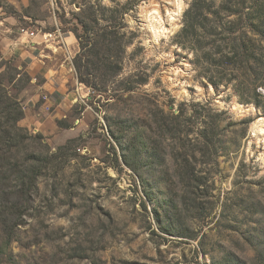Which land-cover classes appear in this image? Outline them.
<instances>
[{
    "label": "rangeland",
    "instance_id": "374dc122",
    "mask_svg": "<svg viewBox=\"0 0 264 264\" xmlns=\"http://www.w3.org/2000/svg\"><path fill=\"white\" fill-rule=\"evenodd\" d=\"M128 2L116 77L81 84L55 131L18 123L41 139L0 126V264H264V112L199 76L177 40L191 0H0V14L67 33L84 6ZM20 80L0 62L23 108ZM33 157L49 163L28 191Z\"/></svg>",
    "mask_w": 264,
    "mask_h": 264
},
{
    "label": "trees",
    "instance_id": "16d2710c",
    "mask_svg": "<svg viewBox=\"0 0 264 264\" xmlns=\"http://www.w3.org/2000/svg\"><path fill=\"white\" fill-rule=\"evenodd\" d=\"M135 5L128 2L107 8L88 4L80 9L79 14L72 16L76 26L67 32H71L78 43V53L72 59L78 83L94 91L97 88L95 72L103 70L105 76L111 78L119 74L127 44L121 31L122 22L124 15ZM99 21L103 24L100 25ZM177 40L181 47L193 54V65L199 76L212 86L232 85L243 103H253L264 112V96L259 91L264 89V0H191L183 14V26ZM0 62L11 66L24 87L28 85L30 77L24 69H18L10 61ZM106 82L102 80L101 85ZM245 84L250 97L244 92ZM23 118L24 111L18 98H9L0 89V126L6 128L9 139L13 140V134L17 132L25 133L29 141L41 139V135L32 137L27 129L18 126ZM31 160L38 161L39 165L26 175L28 191L34 188L49 163L48 157H33ZM186 178L190 187L196 184L197 188L198 181L188 175Z\"/></svg>",
    "mask_w": 264,
    "mask_h": 264
},
{
    "label": "crops",
    "instance_id": "0c3cea01",
    "mask_svg": "<svg viewBox=\"0 0 264 264\" xmlns=\"http://www.w3.org/2000/svg\"><path fill=\"white\" fill-rule=\"evenodd\" d=\"M77 53L74 35L61 33L56 23L55 28L36 32L0 14V60L12 61L30 77L22 95V126L44 135L47 128L55 131L56 120L65 118L67 109L86 96L72 66Z\"/></svg>",
    "mask_w": 264,
    "mask_h": 264
},
{
    "label": "built area",
    "instance_id": "2783aa9c",
    "mask_svg": "<svg viewBox=\"0 0 264 264\" xmlns=\"http://www.w3.org/2000/svg\"><path fill=\"white\" fill-rule=\"evenodd\" d=\"M29 35H30V36H33V33H30Z\"/></svg>",
    "mask_w": 264,
    "mask_h": 264
}]
</instances>
